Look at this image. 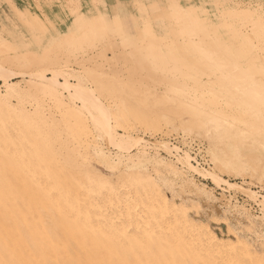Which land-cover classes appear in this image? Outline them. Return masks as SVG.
<instances>
[{
  "label": "rangeland",
  "instance_id": "obj_1",
  "mask_svg": "<svg viewBox=\"0 0 264 264\" xmlns=\"http://www.w3.org/2000/svg\"><path fill=\"white\" fill-rule=\"evenodd\" d=\"M247 9L263 16L264 0H0V63L34 60L31 71L45 75L68 67L72 70L65 75L71 83L90 90L110 112L124 111L123 120L110 127L133 146L119 152L104 143L79 102L72 105L85 119L86 136L66 131L63 112L51 97L38 92L19 103L11 98L12 105L28 115L35 117L41 108L44 119L59 123L60 141L53 154L61 172L80 177L95 171L121 185L137 169L144 176L142 189L154 194L157 203L164 198L168 205L176 204L174 217L181 210L189 221L206 225L219 239L235 245L237 252L239 247L248 249L250 259L242 257L236 264H261L264 19L254 15V20L228 21L229 28L249 39L243 45L222 25L221 16ZM190 16L204 20L203 29L215 30L216 36L205 37L189 22ZM217 40L229 52L220 50ZM23 72L11 80L20 97L28 84L39 83ZM0 91L5 94L3 85ZM66 95L61 93L68 104ZM6 125L14 131L13 125ZM41 129L47 134L45 124ZM165 145L171 152L176 149L177 156L165 152ZM185 155L200 172L236 183L242 190L218 188L194 175L181 162ZM38 179L44 181L45 176Z\"/></svg>",
  "mask_w": 264,
  "mask_h": 264
},
{
  "label": "bare ground",
  "instance_id": "obj_2",
  "mask_svg": "<svg viewBox=\"0 0 264 264\" xmlns=\"http://www.w3.org/2000/svg\"><path fill=\"white\" fill-rule=\"evenodd\" d=\"M244 10H231L221 15L222 25L232 31L233 38L239 39L243 45L249 39L229 28L228 21L236 17L239 21L244 17L254 20V15L264 19V14L260 16ZM202 21L196 16L189 17V22L196 24L205 37H215V30L212 33L204 30ZM218 42L220 50L229 52L228 47H222L224 43ZM34 62L16 59L7 65L0 63V82L5 87V94L0 91V264H236L239 259H250L248 249L239 245L240 252H237L235 245L233 247L228 240L219 239L206 225L189 221L188 215L180 214L181 210H178V217H174L176 204L168 205L164 198L157 203L154 194H147L142 189L144 176L137 169L121 185L111 184L95 171H87L80 177L61 172L55 165L56 155L53 154L57 150L55 144L60 141L59 123L54 119H44L41 108H37L36 113L33 111L35 117L28 115L24 108L14 107L11 98L19 103L20 98L31 97L38 92L51 97L55 107L63 112L61 122L66 131L86 136L89 132L85 119L72 105L79 102L107 146L126 152L133 143L119 138V134L110 127L113 121L123 120L122 109L110 112L90 90L78 82L71 83L65 72L72 69L48 70L45 75L44 72L31 71ZM15 68L19 70L17 73L12 71ZM23 71H28L33 83H39L26 84L20 97L11 80L23 76ZM88 75L92 76L90 72ZM94 82L100 88L99 80ZM62 92L67 94L70 103L63 101ZM6 124L13 125L14 131H9ZM44 124L48 131L45 135L41 129ZM164 149L177 156L176 149L171 152L167 145ZM191 161L185 155L181 162L201 179L218 188L242 190L236 183L200 172ZM39 175L45 176L44 181L38 179ZM262 198L264 200V196ZM44 217H48L47 222H44Z\"/></svg>",
  "mask_w": 264,
  "mask_h": 264
}]
</instances>
